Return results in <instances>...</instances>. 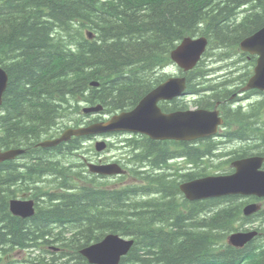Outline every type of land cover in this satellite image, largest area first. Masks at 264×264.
I'll return each instance as SVG.
<instances>
[{"label": "trees", "instance_id": "1", "mask_svg": "<svg viewBox=\"0 0 264 264\" xmlns=\"http://www.w3.org/2000/svg\"><path fill=\"white\" fill-rule=\"evenodd\" d=\"M262 28L264 0H0V65L9 75L0 147L27 150L26 162L0 164V264H89L82 249L110 232L136 239L121 264H264V210L244 217L242 197L195 201L186 215L172 201L180 175H155L156 189L92 188L99 179L86 182L81 171L66 163L82 148L81 139L55 149L36 148L71 114H80L84 103L101 104L108 113L133 109L165 79L157 72L171 63V52L184 38L206 36V57H218L213 50H223L222 60L237 55L241 41ZM87 31L95 37L89 39ZM207 72L204 61L182 72L188 92L205 90L195 83ZM227 84L226 79L207 89L213 104L228 102L232 93L220 89ZM209 100L199 105L205 108ZM177 109L187 108L182 102L164 107ZM238 114V123L251 125L252 149L264 155L263 129ZM235 134L245 137L243 129ZM142 141L138 157L154 168L168 164L172 154L161 145L172 142ZM179 145L193 163L209 153L191 143ZM195 175L184 178L206 172ZM49 177L41 191L37 184ZM152 190L164 196L162 203L134 199ZM20 194L36 200L33 217L10 213L9 201ZM256 222L260 234L244 249L225 243L227 234Z\"/></svg>", "mask_w": 264, "mask_h": 264}, {"label": "water", "instance_id": "2", "mask_svg": "<svg viewBox=\"0 0 264 264\" xmlns=\"http://www.w3.org/2000/svg\"><path fill=\"white\" fill-rule=\"evenodd\" d=\"M208 41L205 38L193 41L187 39L181 51L175 56V60L185 70L192 69L205 52ZM241 48L251 54L259 55V63L256 76L251 79L245 90L252 88L264 89V29L241 43ZM99 85V84H97ZM8 86V75L0 67V105ZM186 89V79H171L158 89L147 95L140 105L132 112H122L115 115L110 121L97 123L87 128H70L66 130L59 139L48 140L39 144L42 147H54L62 142L69 141L73 136H84L89 134L107 133L113 131H136L149 135L153 140H195L212 136L217 131L221 122L217 112L204 110L178 112L170 115L163 114L158 108L161 99H173L181 95ZM101 106L87 108L84 111L98 112ZM104 143L98 144V150L105 148ZM24 150H10L3 152L0 149V162L12 160L24 153ZM264 159L254 157L240 160L234 163L235 173L231 175L208 176L185 183L181 190L191 200L208 198H222L232 195L264 197V171H260ZM93 172L102 174H118L123 171L117 165L90 166ZM35 202L33 200H12L11 209L14 215L29 218L35 214ZM260 206L256 204L245 208L246 216L259 211ZM257 232H239L229 237V244L242 248L252 242ZM133 242L120 239L118 236H107L104 241L82 250L84 257L91 264H119L121 258L131 249Z\"/></svg>", "mask_w": 264, "mask_h": 264}, {"label": "bare ground", "instance_id": "3", "mask_svg": "<svg viewBox=\"0 0 264 264\" xmlns=\"http://www.w3.org/2000/svg\"><path fill=\"white\" fill-rule=\"evenodd\" d=\"M204 37L207 40H209V38H207L206 36H195V38L197 40H199L201 38H204ZM187 38H191V36H188V37L184 38L175 47V49L170 54V59H174L175 56H177V54L181 51V47H182L183 43L187 40ZM222 78H223V76H218L217 78L212 77V73H210V74H207V76H206V78H204V80L198 81L195 84H203L204 87H205V90H207V89L209 90V88H214L213 87L214 85L222 83L220 81ZM215 81H218V83L215 82ZM228 82L229 83H233L232 81H228ZM97 84H99V83L98 82H92L91 86L99 87V85H97ZM236 87H237V85H236ZM99 105H101V104H99ZM84 106L91 107V106H93V104L84 103V104L80 105L81 108H84ZM126 111H128V110L119 111V112H116V113H108L105 110H102L99 115H100V117H102V119H104V121L108 122L115 115H118L119 113L126 112ZM1 112H2V108H0V114H1ZM80 114L86 115L88 113H86L85 111H81ZM77 115L79 116V114H77ZM75 116L76 115L71 114V118H70V121L75 122L74 125H70L73 128H75V127L76 128H86L89 124H91L95 120V119L92 120V121L90 120L89 123H86V124H80L79 120H75V118H73ZM217 116L219 118L218 120L221 121L219 124L221 125L222 128L225 126L226 123L231 124V127H234V125L236 124V122L234 120H229V121L226 120L223 117L221 111L217 112ZM62 126L64 127V126H69V125H60V128H62ZM119 135H122V136L125 135V136H123L124 141L123 142L121 141V143H122L121 146L125 147L126 154L128 156L130 154H132L130 156L131 159L129 160V164H131V162H132V166H134V168H130L129 166L126 167V166L123 165L124 168L126 170L128 169L129 172H133V173L138 172V173H136L137 174V178H139L141 181H147L149 183V185L147 187H152L154 189H156L157 187L159 188L158 184L155 183L153 181V179H154L155 175H157V174L161 175V174L170 172L171 171L170 166L169 165L165 166V164H164L163 167H161V168H154L153 166H151L150 161L147 162L146 160L144 161L145 158L142 159L141 157H138V154H141V151H140L139 147L137 148V145H138L137 143H139V145H140L141 143H143V141H142L143 139L138 138V134H137L136 131H131V132H127V134H119ZM77 138L82 140L81 141V147L82 148L84 147L83 145H85L86 142L89 141L88 139H85L83 136H78ZM235 139H237V138H235ZM151 140H153V139H151ZM211 140L213 141V138ZM154 141H156V140H154ZM238 143H240V142H238ZM242 144H243V146H245V145L247 146V144H244L243 142H242ZM200 145L201 144L199 142L198 146H200ZM223 145H225V144L221 140H219L216 143H212V147L209 149V152L212 155H213V153H218V151L226 152V153H223V154H219L220 160L218 162H212L208 158H202L201 160L204 162V165H195L194 164L195 166H192V162L187 159L186 154H183V152H181V150L184 148L183 145L182 146L178 145L179 151L177 153L172 152L171 147L169 145H161V146L164 149L168 148V151L170 152V154H172L171 157L168 160V163L172 159H178V164L183 162L182 165H179V166L176 167V170H177V172L180 175V179L182 181H184V182H192V181L197 180L198 177H196L193 180H188V179H185L184 177L187 176V175H190V174H194L195 175V174H198V173L206 172L208 169H221V174L222 175H229L230 174V172L229 173H223L222 171H227L228 170V168H227L228 165H230L231 163L233 164V163H235V162H237V161H239L241 159H239V160L235 159L233 161L232 160L231 161L230 160L227 161V159H228L227 157H228L229 153L232 154V155H236V154H234V152H233L234 149H229L227 147H224ZM111 146H112V144H111ZM234 158H235V156H234ZM153 159H154V157H153ZM101 162L105 166L110 164V163H107L104 160H102ZM66 163H70V161H68ZM166 168L167 169L169 168V170L166 171L165 170ZM182 170H184V172H182ZM48 175H50V174H48ZM48 181H51L50 177L45 179V180H42V182H39L37 184V187H40L42 189L41 191H43L45 187H48ZM88 181L89 180L87 179L86 182H88ZM136 195L137 196L134 199L136 201H138V202L142 201V200H139V198H144L145 196L157 195L158 197L156 199H152L150 201H160L161 203L163 202V198H164V196L161 193H157L155 190H152L149 193H144L143 196H140V194H136ZM172 201H173V204L175 205V207H176L178 212H180V211L184 212L185 210L190 211V209L192 208V206L194 204L193 202H195V201H191L185 195L184 191H182L180 189H179V193H176L174 195V198L172 197ZM11 202L12 201H9V210H10V213L13 214V211L11 209ZM143 202H145V201H143ZM230 235H233V232L227 234L226 236H230ZM120 236L122 238H126V236H123L121 234H120ZM50 247H51L50 249H52L54 251H58L59 250V248L57 246H54V245L51 246L50 245ZM89 264H91V263H89Z\"/></svg>", "mask_w": 264, "mask_h": 264}, {"label": "rangeland", "instance_id": "4", "mask_svg": "<svg viewBox=\"0 0 264 264\" xmlns=\"http://www.w3.org/2000/svg\"><path fill=\"white\" fill-rule=\"evenodd\" d=\"M213 53L220 58V57H222L223 50H221V51L220 50H213ZM218 57L209 56L206 58V64H207L206 69H210V68L214 69L211 72H207V74L212 73V77H215V78H217L218 76H223V78L220 80L221 82H224L226 79H232L230 81H232L233 83L228 82L227 86L225 87L224 85H222L221 89H223L225 87L227 90H229V89L235 88L236 85L237 86L242 85L241 84L242 79L241 78H235V77H237V76L241 75L243 72H245V70H246L245 67H246L247 63L245 62L244 64L241 65V67H239V68H241L239 72H236L237 70L233 66H231L229 68H224L223 70L220 71L219 70L220 67H222L223 65H230L232 62H230L229 60H226L228 58H226V59L222 58V62H217V60L219 59ZM249 62L250 61H248V63ZM171 70H175V69L172 68ZM157 74H158V72H157ZM233 78H235V79H233ZM215 82L218 83V81H215ZM84 107H86V106H84ZM96 117H98V116H96ZM96 117L90 119V118L86 117L85 115L79 114V116H78L76 114V116L73 118H75V120H79L80 124H86V123H89L90 120L91 121L94 120ZM87 120H89V121H87ZM74 124H75V122L67 121L66 123H63L62 125H69L70 126V125H74ZM123 136H125V135H123ZM123 136L122 135L112 136L110 138V141L112 142L111 144H112L113 148L110 149L109 151L104 152V153L98 154L94 150V144L96 143V141L95 140H89L86 142L85 145H83L84 147L79 151V153H77L74 156L68 155V157H70L71 162H73L75 164H79V165H81L82 163H87L88 161H91V162L95 161L96 162V161L104 160L107 163H110V162H114L117 160H123L124 166H126V167L129 166L130 168H134V166H132V162H131V164H129V160L131 159L130 156L132 154H130L128 156L126 154L125 147L121 146L122 145L121 141L122 142L124 141ZM171 163H173V164H171ZM182 163L178 164V160H172L169 165L171 167H173V165L176 164V167H177L179 165H182ZM80 170L85 171L86 168H81ZM165 170L168 171L169 168L168 169L166 168ZM128 172H129V170H128ZM171 172H173V171H170L168 173L173 174ZM182 172H184V170H182ZM175 174H179V173L177 172ZM113 180H116V178H114ZM129 181H130V179L125 180L124 183H127ZM142 182H143V184L141 185V187H147L149 185V183L147 181H142ZM157 197H158L157 195L145 196L144 198H139V200L150 201L152 199H156ZM175 210L177 211L176 207H175ZM258 224H259L258 222L255 223V225H257V226H258ZM263 242H264V237H263Z\"/></svg>", "mask_w": 264, "mask_h": 264}, {"label": "flooded vegetation", "instance_id": "5", "mask_svg": "<svg viewBox=\"0 0 264 264\" xmlns=\"http://www.w3.org/2000/svg\"><path fill=\"white\" fill-rule=\"evenodd\" d=\"M236 88H239L240 89V88H242V85H238ZM222 107H223L224 110H227V112L232 111L231 105L224 104ZM239 112L242 113V115L244 116V118H246L248 116V114L243 113V108H241V107L238 109V111L236 112V114H228V113H225L224 111H221L223 117L226 120H228V121L229 120H234L236 123H237L238 118H239L238 116H240L238 114ZM243 116H241V117L243 118ZM223 128H224V130L233 132L234 135H235V137L232 138V139H222L221 140L225 144V145H223L224 147H227L229 149H234L233 152H234V154H236V155H232V154L229 153V155L227 157L228 158L227 161L228 160H230V161L232 160L233 161L235 159H238V160L239 159H242L246 155V151H245L246 150V147L248 145L253 144L254 141H255V139H256V138L250 136V131H251V125H250V123L249 124L247 123V124H245L242 127H237V124H235L234 127H231V124L226 123ZM240 129H243V131L245 133V137L244 136L243 137H239V135H236L235 134ZM235 138H237V139H235ZM213 140H215V138H213ZM238 142H240V143H238ZM242 142L244 144H247V146L246 145L243 146ZM223 153H226V152H224V151H218V153H213V155H219V154H223ZM234 156H235V158H234ZM187 159L192 162V160L190 158L187 157ZM194 164L195 165H204V162L202 160H201V162L200 161L194 162V163L192 162V166H195ZM222 172L223 173H229L230 170L228 169L227 171H222Z\"/></svg>", "mask_w": 264, "mask_h": 264}]
</instances>
